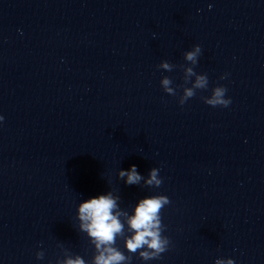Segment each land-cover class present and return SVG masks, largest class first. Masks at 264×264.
<instances>
[{
    "label": "clouds",
    "instance_id": "1",
    "mask_svg": "<svg viewBox=\"0 0 264 264\" xmlns=\"http://www.w3.org/2000/svg\"><path fill=\"white\" fill-rule=\"evenodd\" d=\"M201 53L199 45L195 47V51L188 52L186 59L195 61L197 54ZM164 68L170 66L165 63ZM189 74L192 73L191 69H188ZM224 77H221L223 79ZM165 89L168 93L175 95L171 88L167 86L170 80L165 78L162 81ZM208 77L198 76L194 85L197 89L208 88ZM227 89L223 86H216L212 89L211 95L203 97L204 102L212 107H228L231 103L230 98H225ZM195 95L192 89H186L185 95L180 99L179 103L183 105L188 98ZM4 118L0 116V121ZM158 169H152L150 172V179L146 181L149 185H155L159 187L162 184V180L158 179ZM120 175L123 177L127 175V183L135 184L141 179L139 174L136 172V168L133 165L131 171L125 173L121 171ZM170 203L169 198L165 195H157L148 198H144L139 202L135 209V215L128 221L134 235L126 240V248L130 253H137L138 250L146 249L139 252L140 258L144 261L158 259L161 254L167 251L169 240L166 237H162V221L160 212L165 205ZM116 207L115 200L111 195H101L99 197L91 198L83 202L79 207V218L82 222L81 228L86 230L90 236L94 237L97 241L96 247L100 249L102 245H105L104 250L101 251L100 255L95 258V264H120L125 260H131L130 256H125L115 248L108 246L114 243L115 236L122 231V224L118 219L113 216L112 209ZM66 264H83V261L77 258L75 261L67 260ZM215 264H234L232 259L227 261L217 259Z\"/></svg>",
    "mask_w": 264,
    "mask_h": 264
}]
</instances>
